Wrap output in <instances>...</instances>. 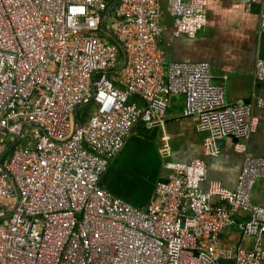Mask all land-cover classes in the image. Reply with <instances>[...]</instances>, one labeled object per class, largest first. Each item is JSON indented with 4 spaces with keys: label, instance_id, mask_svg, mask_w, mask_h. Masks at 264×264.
Masks as SVG:
<instances>
[{
    "label": "built area",
    "instance_id": "2783aa9c",
    "mask_svg": "<svg viewBox=\"0 0 264 264\" xmlns=\"http://www.w3.org/2000/svg\"><path fill=\"white\" fill-rule=\"evenodd\" d=\"M211 1L118 0L105 23L116 43L101 27L114 0H0V163L12 179L0 168V264H264V207L253 201L264 159L247 154L259 119L252 105L225 102L208 63L169 62L164 52L162 4L172 41L196 37ZM240 1L247 12L262 2ZM120 46L127 63L117 72ZM254 76L264 82L263 60ZM178 95L181 116L207 133L208 156L219 155L217 140H236L235 189L204 191L205 161L174 162L168 145L166 180L145 207L102 189L134 127L164 129ZM88 105L74 127V110ZM255 105L264 109V98ZM229 228L251 245L224 243Z\"/></svg>",
    "mask_w": 264,
    "mask_h": 264
},
{
    "label": "crops",
    "instance_id": "0c3cea01",
    "mask_svg": "<svg viewBox=\"0 0 264 264\" xmlns=\"http://www.w3.org/2000/svg\"><path fill=\"white\" fill-rule=\"evenodd\" d=\"M162 8L166 59L169 62L208 63L213 82L224 87L227 104L243 102L252 105V114L259 119V124L247 141V154L264 159V109L255 105L257 99L264 98V82L254 76L256 62L264 61V33L259 27L264 0L249 12L240 0H212L207 7L206 25L196 37L172 41V20L165 3ZM183 107L182 95L170 99L164 129L141 127L138 123L102 175L100 187L133 206L145 207L154 198L156 184L166 180L161 149L168 145L169 159L174 162L205 161L207 177L202 184L204 191L214 183L224 190L233 191L242 159L235 150L236 140L226 138L219 155L208 156L204 148L207 133L197 130L196 118L181 116ZM253 201L264 207V171L254 188ZM213 202L216 203L217 199ZM222 237L224 243L251 245L250 240L241 239L233 228L225 230Z\"/></svg>",
    "mask_w": 264,
    "mask_h": 264
},
{
    "label": "water",
    "instance_id": "95a60500",
    "mask_svg": "<svg viewBox=\"0 0 264 264\" xmlns=\"http://www.w3.org/2000/svg\"><path fill=\"white\" fill-rule=\"evenodd\" d=\"M117 1H118V0H114V2L111 4V6L109 7V9H108L107 12H106V17H105V19L103 20V22H102V24H101V27H102V30H103L104 34H106V35H107L112 41H114V42H116V43H117V39H116L115 36L112 34V32L109 31V30L106 28L105 23H106V18H107V17L109 16V14L111 13V10L114 8V6H115V4L117 3ZM120 47H121V46H120ZM121 51H122V54L124 55V64H123L119 69L116 70L117 72H119L120 70H122V69L125 67L126 63H127V58H126L125 50H124L122 47H121ZM79 108H81V107L76 108V110H74V112H73V125H74V127H76L77 124H78L77 111H78ZM139 126H141V127H145L146 124H145V122L140 121V122H139ZM20 136H21V133H20V134H19V135H18V136L12 141V142H10V143L7 145V147H6L5 151H4V155H5L6 153H8V152L11 150V148H12V147L18 142V140H20ZM234 141H235V139H234ZM224 144H225V139H220V140H217V141H216V145H217L218 148H223V147H224ZM0 168H1V171H2L4 174H6V175L9 177V179L12 181L11 176L6 172V170H5L4 167L1 165V163H0Z\"/></svg>",
    "mask_w": 264,
    "mask_h": 264
},
{
    "label": "trees",
    "instance_id": "16d2710c",
    "mask_svg": "<svg viewBox=\"0 0 264 264\" xmlns=\"http://www.w3.org/2000/svg\"><path fill=\"white\" fill-rule=\"evenodd\" d=\"M110 41L113 42L111 39H110ZM121 57H122V53H121ZM135 100H137V99H135ZM92 110H93V105L84 106V107H81L80 109H78V112H77L78 122L79 123L85 122V120L91 115ZM8 144H9V142H8ZM11 150L8 153H6V156L10 155ZM5 157L2 159V163L5 162L4 161Z\"/></svg>",
    "mask_w": 264,
    "mask_h": 264
},
{
    "label": "rangeland",
    "instance_id": "374dc122",
    "mask_svg": "<svg viewBox=\"0 0 264 264\" xmlns=\"http://www.w3.org/2000/svg\"><path fill=\"white\" fill-rule=\"evenodd\" d=\"M7 155H8V154H7ZM8 157H9V155L5 157L4 161H5L6 159H8ZM4 163H5V162H4Z\"/></svg>",
    "mask_w": 264,
    "mask_h": 264
}]
</instances>
